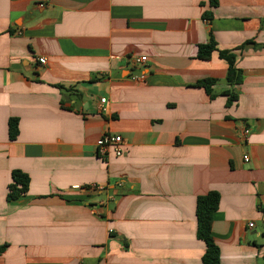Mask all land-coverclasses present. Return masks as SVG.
Listing matches in <instances>:
<instances>
[{
  "label": "crops",
  "instance_id": "crops-1",
  "mask_svg": "<svg viewBox=\"0 0 264 264\" xmlns=\"http://www.w3.org/2000/svg\"><path fill=\"white\" fill-rule=\"evenodd\" d=\"M209 192L220 264H264V0H0V264H201Z\"/></svg>",
  "mask_w": 264,
  "mask_h": 264
},
{
  "label": "trees",
  "instance_id": "trees-1",
  "mask_svg": "<svg viewBox=\"0 0 264 264\" xmlns=\"http://www.w3.org/2000/svg\"><path fill=\"white\" fill-rule=\"evenodd\" d=\"M211 8H216L219 0H209ZM206 18H211L210 14ZM218 52L220 59L228 64L226 80L230 86L241 84L243 80L242 70L238 68L237 57L232 51H221L217 48V43L211 39L207 44L199 46L198 58L201 60H210L212 55ZM216 84L215 79H206L197 83V87L204 88L206 92L213 97L212 87ZM229 95L227 104H231L236 99L233 91H227ZM19 135V120L10 119L9 138L11 141L17 139ZM30 178L21 171L12 172V183L9 185L7 200L15 201L29 192ZM220 204V195L218 192H209L197 199L196 218H197V237L204 242L206 251L202 257L201 264H220V249L212 237V224L214 213L218 210ZM6 245L0 246V255L6 250Z\"/></svg>",
  "mask_w": 264,
  "mask_h": 264
},
{
  "label": "built area",
  "instance_id": "built-area-1",
  "mask_svg": "<svg viewBox=\"0 0 264 264\" xmlns=\"http://www.w3.org/2000/svg\"><path fill=\"white\" fill-rule=\"evenodd\" d=\"M38 62L44 65L46 64L47 60L45 58H40ZM137 62L144 64L147 62V57H140L137 59ZM145 79H146V75L132 77V80L134 81H144ZM100 103L103 106V104L106 103V99H101ZM101 111H105V108L102 107ZM249 135H250V130L244 128L241 132L242 139L246 141ZM122 145H123V138L121 136L105 134L97 141L98 155L106 158L112 151L116 157H121L124 154ZM244 161L249 162V157L245 156ZM250 227H253V224H250Z\"/></svg>",
  "mask_w": 264,
  "mask_h": 264
}]
</instances>
